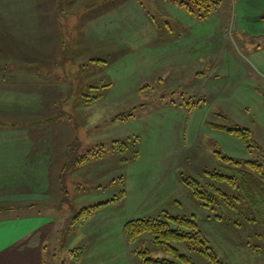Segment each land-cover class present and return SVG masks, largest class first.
I'll return each instance as SVG.
<instances>
[{"label": "rangeland", "instance_id": "374dc122", "mask_svg": "<svg viewBox=\"0 0 264 264\" xmlns=\"http://www.w3.org/2000/svg\"><path fill=\"white\" fill-rule=\"evenodd\" d=\"M183 1L193 6L50 0L61 15L58 36L54 26L42 41L9 44L0 36V79L18 83L0 91V117L33 120L27 128L34 141L54 153L17 173L21 189L47 176L44 192L37 184L49 206L45 264H142L140 251L181 262L147 232L125 239L127 221L164 213L194 216L219 261L172 242L187 264H264V204L258 198L254 207L205 173L218 165L216 150L238 161L258 155L210 123L249 128L264 152V0H218L203 19L186 12ZM15 3L0 0V13ZM23 7L18 0V18ZM13 100L28 111L14 110ZM116 140L126 144L117 147ZM61 170L64 196L57 191ZM179 173L221 192L211 202L197 199ZM107 201L80 217L84 207Z\"/></svg>", "mask_w": 264, "mask_h": 264}, {"label": "crops", "instance_id": "0c3cea01", "mask_svg": "<svg viewBox=\"0 0 264 264\" xmlns=\"http://www.w3.org/2000/svg\"><path fill=\"white\" fill-rule=\"evenodd\" d=\"M24 3L26 12L20 18L17 12L22 10H17L18 0L15 4H10L6 13H0V36L5 43L29 40L34 42L36 37L42 41L41 38H49L54 33L57 36L60 34L58 21L61 15L56 9L57 4L51 5L50 0H24ZM59 9L62 8L59 6ZM50 26L56 27L53 35ZM166 26L168 31H173L171 25ZM15 84L18 85L15 78L9 81L0 79V91L3 92V89ZM10 105L17 107L14 110L20 107L28 111L27 106L16 101ZM7 111L3 112L10 113ZM32 121L0 117V264H45L44 253L50 227L49 214L44 209L49 206L46 207L48 202H41L39 198L42 195L37 194L44 192L48 186L47 176L41 174L38 179L28 181V186L23 187L26 190L21 189V184L19 187L17 183L19 171L32 170L27 166L34 162L44 163L50 159L51 153L54 155L52 150L43 146V142L34 141L30 129L27 128ZM216 160V167L222 165L224 168L225 165ZM233 168L235 166L228 165L224 169L226 172H234ZM37 184L40 193L37 191ZM23 193L28 196H22Z\"/></svg>", "mask_w": 264, "mask_h": 264}, {"label": "trees", "instance_id": "16d2710c", "mask_svg": "<svg viewBox=\"0 0 264 264\" xmlns=\"http://www.w3.org/2000/svg\"><path fill=\"white\" fill-rule=\"evenodd\" d=\"M193 6H190L187 2L183 1L181 7L185 9L192 16H197L200 19H203L208 16V14L215 9L218 4V0H189ZM196 9H195V8ZM203 11V12H202ZM92 61H102V60H92ZM109 86L103 85L105 88ZM96 89H100L97 87ZM94 96H88L91 98L88 100V103L96 101L98 99ZM87 98V96H84ZM87 101V99L85 100ZM199 101L195 103L186 104L189 106L198 105ZM131 114L128 115H119L116 116V119H126ZM212 129L227 132L233 135H236L246 146V149L249 152H252L253 148L257 151L258 155L255 159L237 161L233 158L223 154L221 151H214L215 157L220 160V162L225 165L235 166L234 174L226 173L225 166L213 168L211 171L205 170V173L209 175L212 179L220 182L231 184L238 191V193L248 200L250 203L254 204L256 207V201L258 198L261 203L264 204V152L261 150V147L256 142L255 138L252 135V132L249 128L243 126H234L229 127L223 124L210 123ZM128 141V140H127ZM115 142V141H114ZM118 146L119 144H126V141L116 140ZM121 148V147H120ZM136 157V151L130 158ZM85 160L89 158H81V161L78 164H84ZM65 169V168H64ZM240 169V170H239ZM223 172V173H222ZM64 172H60V175L57 176L58 181V194L64 196L67 194V186L64 183L63 175ZM179 180L181 183L187 187L192 195L197 199H207L208 202L214 201L217 196V193H220V189L215 187L212 184H206L205 186L195 177L187 176L182 173L178 174ZM238 176L239 178H236ZM120 182H122V177H119ZM224 185V184H222ZM125 191L120 190L116 197L123 198ZM64 201V197L62 199ZM115 200V199H113ZM107 202L98 203L89 207H84L80 212V217L84 216L85 213H88L90 210L96 209L101 205H104ZM123 232L125 239L128 243L135 242L139 240L143 233H149L152 236V241L157 246L165 249L171 253L175 259H178L181 262L176 260H171L167 258H153L149 255L148 251L138 252L140 255V261L142 264H187V258L185 255L179 253L178 249L172 244V242H182L185 243L190 249L200 250L198 252H205V256L210 258L211 262H219L216 255L214 254L212 247L207 246V242L202 234V231L199 227V224L194 216H180V215H171L164 213V217H140L127 221L124 224ZM208 250L210 252H208ZM189 261V260H188Z\"/></svg>", "mask_w": 264, "mask_h": 264}]
</instances>
